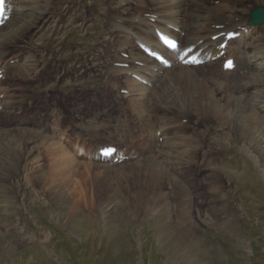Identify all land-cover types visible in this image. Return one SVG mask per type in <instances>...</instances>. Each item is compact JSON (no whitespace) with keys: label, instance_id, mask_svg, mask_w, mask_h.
Returning <instances> with one entry per match:
<instances>
[{"label":"bare ground","instance_id":"1","mask_svg":"<svg viewBox=\"0 0 264 264\" xmlns=\"http://www.w3.org/2000/svg\"><path fill=\"white\" fill-rule=\"evenodd\" d=\"M62 1L6 0L5 14L9 15V18L5 21V24L0 26V68L4 70L5 74L10 69L11 73L22 81L26 79L34 80L48 64H60L63 63V59L69 57L66 51L69 48L73 51V48L77 45L75 41L77 35L75 33L68 40L61 41L58 49H49V52L44 50L42 42L43 38L53 30L52 27L57 21L54 20L55 16L59 13L62 15L63 12L67 11L68 4L66 5L64 2L70 3L75 0ZM211 1L214 0H82L83 8L89 11L88 17L83 16L82 18L87 24L90 22L91 24L84 26L81 35L86 36L92 29H96L98 34L92 39L94 43H99L101 40H104L107 44L116 42L117 48L114 51L111 50L101 64L94 63L91 65L95 67H89L86 63L87 59L93 58L91 53L83 58L84 62L75 68L81 74H86L87 77L69 79L67 77L68 67L66 69L63 68L65 69L64 73H62L64 74L63 81L65 82L59 84L60 89L63 91L71 90L73 94L80 93L87 89L85 84L80 83L81 79L90 80V82L102 80V78H105L103 77V74H105L109 77L112 89L119 86L128 89V93L121 95V99L125 103L130 104L131 110L140 117L141 121H146L143 126L147 131L145 136L153 140V147H155L149 154L144 152V154H140V156L144 155L143 157L130 163L132 167H137L140 176L150 179V181L146 180L148 186L157 185L160 188L159 190H161L163 183H169L172 195L177 198L176 200L173 199L174 204H172L174 205L173 210L175 208L178 210L175 219L171 218L172 213L170 214L169 212L171 209L166 200L167 192L161 191L162 194L160 192L156 194L154 193L155 189L152 187L151 190L156 195H153L155 197L151 195L152 198L147 199V205L149 204L151 208L159 212L155 217L156 222L169 226V228H164L162 231L157 230L155 233L158 234L162 244L170 242L165 250H169L171 254H174V250H176L172 245V240L175 239L174 233H178L179 238H183L182 235H188L189 233L194 234L191 231V225L198 226L196 228L201 231L199 227L205 220L201 218L202 213H197V219L194 220L190 207L194 200L189 195L185 185L177 179L181 176L179 174L175 176L176 172L174 170L171 172L170 170L173 168L182 174H187L193 164L209 160L208 152H211L210 142H208L209 148H206V150H202L199 147V140L195 136V132L187 134L178 131L177 123L181 121L179 119L180 111L184 116L194 110V113L198 116L200 114H208L214 117V122L199 130V134L196 133L197 135H202L206 138L211 130L219 131L222 140L220 143L221 147L223 143L230 145L237 140L235 145L237 154L231 152V155L232 159L236 158L237 155L241 156V163L239 164L241 168L235 171V175L238 173H248L250 175L251 166L254 165L264 176V30L261 31L256 27L249 29L247 26L249 11L257 5H264V0H220L216 4ZM233 2L238 4L236 8H244L246 6V9L241 11V9L234 8ZM52 20H54V23L46 25ZM223 24L224 28H220V25ZM172 27L179 28L180 32L176 33L172 30ZM156 28L162 29L167 33L179 35L183 41L181 42L179 55L191 45H197L198 48L203 45L209 46L206 50L215 48L226 37L218 36L217 38H212L215 34L226 30L227 32H240V36L233 41L235 45L233 54L236 55V58L239 57L241 59V62L236 67V74L229 75L232 77H225L223 81L217 80L218 82L209 83L198 74H194L188 66L178 64L179 62H176L178 56L172 53L169 54V57L175 63L171 68L161 67L149 58H142V52L140 50L137 51L136 48L137 46L139 47L138 44L148 45L168 54L167 49L159 46L155 35ZM183 31L186 33L182 36ZM105 32L109 34V37L104 34ZM121 36L124 38L119 39ZM15 40H23L26 44L14 50L8 56V59L11 60L6 61L4 55L8 52L7 43ZM69 40L73 41L74 47L69 43ZM13 43L16 44L17 42ZM22 48L24 49L21 50ZM124 48H128L134 55L130 56L129 59L124 58L121 53H118L119 50ZM103 49H109V47H104ZM189 55H191V52L187 56ZM130 59L133 62L129 67L117 65V63L127 62ZM141 59L145 63L143 66L136 63ZM154 67L158 68L157 71L154 70ZM60 68L62 66L55 69L58 78L61 75ZM89 69L94 70V73L88 75ZM133 73L140 75L144 79H148L150 76L149 79L152 81L153 86L147 87L141 84L131 76ZM57 77L56 79L59 80ZM247 84H249L248 88H246ZM18 85L16 83L15 91L9 95L11 96L10 101L14 102L13 108L14 104L17 105L19 103L15 110L20 113V110L21 112L24 110L21 109V106L24 108V102H26L24 100L28 98L27 95L24 97V95L20 94L19 96L17 93L19 91ZM40 85L44 86L46 83ZM42 91L44 90H39V92ZM218 92L224 94L225 99L216 97ZM234 93L238 94L235 95ZM195 119L194 121H196ZM22 123L19 125L14 123L13 126L16 127L14 129L0 128V210L12 208L10 205L12 201L9 202V205L5 203V201L7 202V191L5 188L6 184H4L2 178L21 173V160H26L30 154L26 142L23 146L19 143L21 139L18 132L21 130L29 131L36 138L35 147L38 144L46 150L49 164L52 166L50 168L52 178H65L67 187L72 182L68 175L71 173H74L73 175L75 173L84 174L80 169L77 170V167L83 163L77 161L63 145L49 136L33 132L30 128L20 127ZM5 125L8 124L6 123ZM75 125L77 128H81L82 132L91 134L95 133L96 128L100 129L103 127L102 124H94L92 122ZM162 130L164 132L163 141L159 142L157 138H154V135L157 131ZM1 136L3 137L1 138ZM141 136L143 137L144 134L141 133ZM43 137L44 139L42 140ZM220 137L218 136V138ZM214 140L212 143H214ZM228 140L230 143L227 142ZM119 141L123 142L126 140H122L119 137L117 142ZM99 150L100 147L98 146L92 155L93 161L83 165L87 167L91 174L98 178L101 177L100 179H102L104 177L108 179L106 187L114 189L110 181V171H120L123 168L122 166L126 164L109 165L108 162L99 160L96 157ZM100 158L102 159L101 152ZM238 162H240L239 158ZM230 163L234 165L233 162ZM213 165H216V162L215 164L213 162ZM122 174L124 175V173ZM37 176L38 179H43L46 177V172L40 169ZM209 176L206 177V174L204 175L206 189L207 191H215L217 187L213 182V178ZM198 189L200 188L198 187ZM132 197L136 198L135 196ZM163 197L165 200L160 201V198L162 199ZM68 200L70 201V199ZM199 201L202 202V199ZM16 205H18V202L14 200L13 207ZM189 253L192 255L191 252ZM193 260L198 262L196 257H193Z\"/></svg>","mask_w":264,"mask_h":264},{"label":"rangeland","instance_id":"2","mask_svg":"<svg viewBox=\"0 0 264 264\" xmlns=\"http://www.w3.org/2000/svg\"><path fill=\"white\" fill-rule=\"evenodd\" d=\"M81 1L64 2L66 5L68 4L67 11L70 12L66 15L64 14L67 11L62 13L64 16L61 23L58 21L62 15L59 13L55 16L56 26L52 27L53 30L42 41L44 50L49 52L58 49L61 41L68 40L74 33H80L84 28L86 24L84 25L79 18L71 21L72 18L79 17V14L81 17H88L89 11L83 8ZM234 3L236 2H233L232 5ZM245 7L234 8L244 11L242 9H246ZM54 20L46 25L54 23ZM22 41L9 42L7 48L15 45L13 42L18 44ZM72 42L69 40L70 44ZM77 43L85 47L87 41L78 39ZM85 48L87 49L89 46ZM85 48H83L84 52H86ZM63 66L60 68V77H57L54 70L52 79L44 82L46 83L44 86L33 83L34 80H24L26 81L24 88H27L29 92L26 94L28 99L24 100L26 101L24 102L25 107L26 105L30 107V103L27 102L33 96L44 98L52 92L66 98L73 94L71 90L63 91L59 87L60 82L64 80L62 73L67 68ZM43 71L39 72L36 77H40ZM39 90L44 91L39 92ZM219 93L216 94L217 97ZM224 97L222 96L221 99H225ZM61 102L65 103L66 101L63 98ZM12 103L14 102L12 101ZM35 103L36 100L32 104ZM94 113H96L95 110L90 115ZM187 116L189 124H194L195 118L196 121L198 120L196 123L198 130L193 131L186 128L192 134L194 132V134H199V130L214 122V117L208 114L198 116L190 112ZM10 118L12 119V117ZM8 122L5 124H9ZM32 123L35 125V119L28 114V128H31ZM2 124L3 121L0 122V126ZM212 131L214 130H211L205 139L210 140L211 152L209 154L211 153L215 160L206 164L205 169L211 174L213 173V175L209 174V177L213 178L218 191L208 190V193H205L207 198L211 195L209 192L215 196L207 211L202 212V208L198 209V213H202L201 218L205 220L204 228L208 230V233L205 234L202 225L199 227L201 231L196 228L198 226L191 225V231L194 234L182 235L183 238H179V234L174 233L175 239L172 240V245L176 248L174 254L165 250L170 242L162 244L158 234L155 233L157 230L162 231L169 226L158 224L155 217L159 212L151 208L149 204L147 205V199L152 198L151 195H156L158 192L162 194L161 191L168 188V183H163L161 190L157 185L148 186L146 180L150 181V179L140 176L137 167H132L129 164L123 165L124 169L120 167L122 171H110V181L114 187V189H110V187H106L108 179L104 177L100 179L101 177L98 178L91 174L83 165L87 162L78 160L83 164L78 166L77 170L80 169L84 174L75 173L73 175L74 173H71L68 175L72 182L66 187L65 178H52V173H50L52 166L49 162L38 163L39 156L32 151V146L35 147L37 143L36 138L29 131H19L18 135L21 139L19 143L23 146L26 142L31 153L26 158L27 160H21L23 172L2 178L6 184L8 197H6L7 202L5 201V203L9 205V202L12 201L10 204L12 208L0 210V264H264V176L254 165L251 166L250 175L238 173L236 176L235 171L241 168L239 165L241 156L237 155L232 159L231 152L237 154L235 147L237 140L230 145L223 143L221 147L222 140L219 131ZM112 134L111 138L114 137ZM98 137V141L106 142L103 135ZM200 137L202 140L203 137ZM213 140L214 143H212ZM227 142L230 143L229 140ZM133 145H137V142ZM36 147L40 146L37 144ZM238 158L240 162H238ZM213 162L214 164L216 162V165H213ZM230 162L235 163L236 167ZM40 169L46 172V177L43 179L37 178ZM190 169L195 172L194 180L196 182L200 180L201 177L198 176V173L196 174L200 168L191 166ZM219 184H226V186L222 187V190ZM197 185L192 184L189 189L187 188L188 193ZM152 187L156 194H153ZM199 188L203 189L204 187ZM203 194L204 192L196 194L202 199L201 203L204 202ZM166 198L171 209L169 210L170 214L172 213L171 218L175 219L178 210L176 208L173 210L172 201L177 198L169 194ZM13 199L18 202L15 207H13ZM163 200H165L164 197L160 198V201ZM206 205L207 202L203 204L204 208ZM179 233L181 234V232ZM212 233L216 235L217 241L212 240ZM189 252L197 258L198 262L193 260Z\"/></svg>","mask_w":264,"mask_h":264},{"label":"water","instance_id":"3","mask_svg":"<svg viewBox=\"0 0 264 264\" xmlns=\"http://www.w3.org/2000/svg\"><path fill=\"white\" fill-rule=\"evenodd\" d=\"M252 16H253V18L250 21V23L264 22V9L263 8H257L256 10H254Z\"/></svg>","mask_w":264,"mask_h":264},{"label":"snow or ice","instance_id":"4","mask_svg":"<svg viewBox=\"0 0 264 264\" xmlns=\"http://www.w3.org/2000/svg\"><path fill=\"white\" fill-rule=\"evenodd\" d=\"M2 11H3V0H0V13H2Z\"/></svg>","mask_w":264,"mask_h":264}]
</instances>
